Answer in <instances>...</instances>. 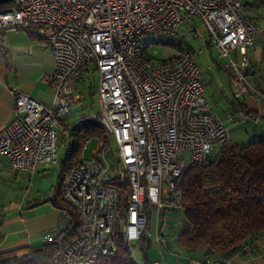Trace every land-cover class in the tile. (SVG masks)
<instances>
[{"label":"built area","instance_id":"obj_1","mask_svg":"<svg viewBox=\"0 0 264 264\" xmlns=\"http://www.w3.org/2000/svg\"><path fill=\"white\" fill-rule=\"evenodd\" d=\"M8 3L0 7V38L11 31L32 32L54 58L53 72L44 78L53 92L51 105L17 92L14 118L0 130V157L15 171L32 174L57 163L61 121L80 111L77 84L91 69L98 77L99 112L90 119L104 137L83 140L64 178L62 200L75 212L78 225L73 229L69 214L61 210L65 222L51 235L56 250L49 264H96L113 255L120 240L132 254L149 222L181 209L184 172L206 163L214 147L231 144L225 125L203 97L193 56L180 51L156 64L146 54L144 37H172L185 22L198 19L218 49L217 62L224 60L219 66L238 101L248 93L247 50L257 25L243 11L242 0ZM91 140L96 150L85 159ZM160 237L156 227L158 247ZM183 264L228 263L187 259Z\"/></svg>","mask_w":264,"mask_h":264},{"label":"crops","instance_id":"obj_2","mask_svg":"<svg viewBox=\"0 0 264 264\" xmlns=\"http://www.w3.org/2000/svg\"><path fill=\"white\" fill-rule=\"evenodd\" d=\"M242 8L258 28V32L253 35V44L247 50L249 66L245 77L248 93L243 98L238 101L232 99L228 75L219 66L223 59L219 63L218 57L212 59L202 70L190 47L191 51L179 46V52L186 51L193 56L201 71L203 97L208 100L212 109V104L217 107V100L228 102L225 121L219 118L225 126L227 122H235V114H238L243 119L242 124L251 123L259 128V131L253 132L255 137L264 136V0H242ZM182 29H187L193 38H198L204 48L210 50L214 47L218 52L198 19L191 18L185 22L175 36ZM232 56L239 59L237 52H233ZM53 63L52 52L34 33L18 30L1 36L0 130L14 118L17 92L24 93L45 106L51 105L53 92L44 78L53 72ZM208 89L211 102L204 95ZM48 166L42 165L34 173L24 174L15 171L6 158L0 157V253L46 245L59 224L65 222L62 211L49 201L52 193L43 197L29 196L31 189L40 185V175ZM227 263L264 264V235L255 241L251 250L245 249L227 260Z\"/></svg>","mask_w":264,"mask_h":264},{"label":"trees","instance_id":"obj_3","mask_svg":"<svg viewBox=\"0 0 264 264\" xmlns=\"http://www.w3.org/2000/svg\"><path fill=\"white\" fill-rule=\"evenodd\" d=\"M69 130L71 145L61 162L59 181L49 201L69 214L75 229L76 214L62 200L63 181L76 161L83 140L104 136L91 119ZM179 188L185 228L177 242L182 248L191 254L201 253V260H229L245 249L251 250L264 235V136L258 135L248 144L220 147L216 156L210 155L203 165L189 167ZM138 246L145 253L150 243L143 238ZM55 250L53 242L38 248H19L0 253V264H49ZM96 264L135 263L120 240L116 252Z\"/></svg>","mask_w":264,"mask_h":264},{"label":"rangeland","instance_id":"obj_4","mask_svg":"<svg viewBox=\"0 0 264 264\" xmlns=\"http://www.w3.org/2000/svg\"><path fill=\"white\" fill-rule=\"evenodd\" d=\"M143 43L145 44L147 56L156 64L171 59L179 52V46L183 50H190V48L192 49L193 55L197 63L201 66L202 70L209 62L212 61V59H217L218 57V52L214 47L210 50L204 48L202 46V42L198 38H193L187 29H182L178 35H174L172 37L150 34L144 37ZM97 79V74L91 69L77 84L78 92L81 95L79 104L80 111L71 112L63 118L65 122L57 131V163L49 165L45 168V171L40 175V185L36 189H31L29 194L30 197H43L47 193L54 192L55 186L58 183L60 177L61 162L64 160L66 152L71 145L69 128L80 125L84 120L90 119L99 112L96 88ZM209 94L210 89L206 90L204 93L205 97L210 99L211 95ZM209 101L211 102V99ZM212 106L216 115L219 116L221 120L225 121V114L227 113V108L229 106L228 102L225 100H217V107L213 104ZM235 115L236 121L229 123L227 122L225 126L228 131L229 141L231 144L244 145L256 140L253 132L254 130L259 131V128L255 127L251 123L242 124L243 119L241 116L238 114ZM65 127L69 128L65 129ZM110 148L111 150L116 148L115 142L113 140L110 142ZM219 149V146L213 148L211 153L212 158L216 156ZM95 150L96 141L91 140L86 144L84 158L90 159ZM107 157L109 158L108 155ZM156 227L160 231V238L162 240L159 247L155 242ZM184 228L185 220L181 210H177L174 213H165L158 222L154 218L151 222H149L145 237L150 243V248L145 253H143L140 246L133 244L131 260L135 264H155L157 262L163 261L167 264H174L175 262H185L187 259L201 260V253L198 252L191 254L178 244L177 237L184 230Z\"/></svg>","mask_w":264,"mask_h":264},{"label":"water","instance_id":"obj_5","mask_svg":"<svg viewBox=\"0 0 264 264\" xmlns=\"http://www.w3.org/2000/svg\"><path fill=\"white\" fill-rule=\"evenodd\" d=\"M10 1H12V0H0V5L5 4V3H8Z\"/></svg>","mask_w":264,"mask_h":264}]
</instances>
